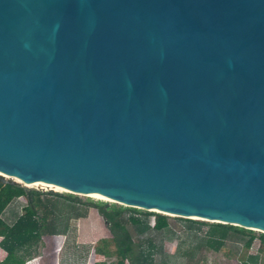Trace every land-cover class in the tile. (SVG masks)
<instances>
[{"label":"water","instance_id":"water-1","mask_svg":"<svg viewBox=\"0 0 264 264\" xmlns=\"http://www.w3.org/2000/svg\"><path fill=\"white\" fill-rule=\"evenodd\" d=\"M0 175L264 233V0H0Z\"/></svg>","mask_w":264,"mask_h":264},{"label":"trees","instance_id":"trees-1","mask_svg":"<svg viewBox=\"0 0 264 264\" xmlns=\"http://www.w3.org/2000/svg\"><path fill=\"white\" fill-rule=\"evenodd\" d=\"M21 197L26 198L27 204L22 214L10 222L6 212ZM84 197L87 199L70 192H45L18 182L6 183L0 175V264H27L41 250L44 235L68 234L72 220L85 217L92 206L99 208L113 236L111 240L103 239L97 247L100 257L104 260L116 257L118 264H158L157 256L162 252L160 238L171 231L170 216ZM153 217H156L154 226ZM177 219L186 224L185 234L193 240L182 243L178 250L188 264L205 262L207 252L220 253L229 242L244 243L249 251L261 240L259 251L264 253V233L233 225ZM206 226H210L208 231L204 230ZM249 259L257 264L259 257Z\"/></svg>","mask_w":264,"mask_h":264},{"label":"rangeland","instance_id":"rangeland-1","mask_svg":"<svg viewBox=\"0 0 264 264\" xmlns=\"http://www.w3.org/2000/svg\"><path fill=\"white\" fill-rule=\"evenodd\" d=\"M10 179V177H7ZM41 189L45 192L48 189L41 187H32ZM64 192L67 191H55ZM83 198L84 195H80ZM94 200H102L112 203L99 197H93ZM27 204L25 197H21L13 203L6 212V218L14 222L23 212V206ZM170 232L167 231L161 236L162 243L157 259L158 264H188L186 258L179 255L178 250L182 243H192V238L186 235V224L180 222L177 217L170 216ZM156 224V217L152 218V225ZM210 226L204 228L208 231ZM113 239L111 229L105 217L101 214L98 207L92 206L88 214L80 219H73L71 229L68 235L46 234L42 238L41 250L37 256L32 257L27 264H97L106 261L109 264H118L116 257L104 258L98 254L97 247L100 246L103 239ZM261 240H258L252 250L246 251L244 243L229 242L225 250L220 253L207 252L206 261L201 264H253L249 258L259 257L257 264H264V253H260ZM115 250V247H112Z\"/></svg>","mask_w":264,"mask_h":264},{"label":"bare ground","instance_id":"bare-ground-1","mask_svg":"<svg viewBox=\"0 0 264 264\" xmlns=\"http://www.w3.org/2000/svg\"><path fill=\"white\" fill-rule=\"evenodd\" d=\"M16 180H18L19 182L23 183V184H27L31 187H35V186H39V187H44V188H54L55 190H59V191H64L63 188L61 187H57V186H53V185H48V184H38V183H32L30 181H26L25 179L22 178H16ZM95 197H99V198H103L101 196H95ZM105 199V198H104ZM107 200V199H106Z\"/></svg>","mask_w":264,"mask_h":264},{"label":"crops","instance_id":"crops-1","mask_svg":"<svg viewBox=\"0 0 264 264\" xmlns=\"http://www.w3.org/2000/svg\"><path fill=\"white\" fill-rule=\"evenodd\" d=\"M68 234H69V233H68ZM68 234H60V235H64V236H65V235H68Z\"/></svg>","mask_w":264,"mask_h":264}]
</instances>
